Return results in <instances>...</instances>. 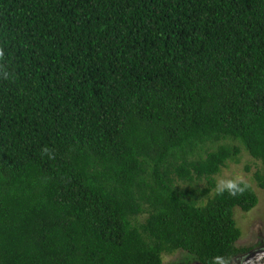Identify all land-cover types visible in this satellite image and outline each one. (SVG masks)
<instances>
[{
	"label": "trees",
	"instance_id": "16d2710c",
	"mask_svg": "<svg viewBox=\"0 0 264 264\" xmlns=\"http://www.w3.org/2000/svg\"><path fill=\"white\" fill-rule=\"evenodd\" d=\"M240 146L264 189V0H0V264H227Z\"/></svg>",
	"mask_w": 264,
	"mask_h": 264
},
{
	"label": "rangeland",
	"instance_id": "374dc122",
	"mask_svg": "<svg viewBox=\"0 0 264 264\" xmlns=\"http://www.w3.org/2000/svg\"><path fill=\"white\" fill-rule=\"evenodd\" d=\"M262 169L261 162L255 160L243 146H240L238 160L236 162L228 161L226 166L214 176L217 189L221 182L234 183L237 181H245L251 185L258 197L256 205L249 211H242L239 207H235L233 210V218L241 230V236L236 241L238 246L254 247V245L264 239V189L260 188L254 179L255 172L261 171ZM179 185L181 187L194 186L203 188L207 185V181L202 179L201 181L193 183L192 186L189 183H180ZM213 190L211 189L209 196L213 194ZM203 201H206L205 197H203ZM182 256L183 251L181 250H176L171 254H163L162 264H171L175 261L180 262Z\"/></svg>",
	"mask_w": 264,
	"mask_h": 264
},
{
	"label": "flooded vegetation",
	"instance_id": "af4514ba",
	"mask_svg": "<svg viewBox=\"0 0 264 264\" xmlns=\"http://www.w3.org/2000/svg\"><path fill=\"white\" fill-rule=\"evenodd\" d=\"M238 247L244 248V250L242 252L235 254L232 260L227 264H251V262L249 261V254L252 252L254 253L258 252V250H263L264 249V239L260 243L254 245V247H244L243 245L238 246ZM171 264H183V263L175 261V262H172ZM184 264H203V263L199 261H192V262H187Z\"/></svg>",
	"mask_w": 264,
	"mask_h": 264
},
{
	"label": "water",
	"instance_id": "95a60500",
	"mask_svg": "<svg viewBox=\"0 0 264 264\" xmlns=\"http://www.w3.org/2000/svg\"><path fill=\"white\" fill-rule=\"evenodd\" d=\"M263 257H264V249L258 250V252H255V253L252 252L249 254V261L251 262V264H264V258Z\"/></svg>",
	"mask_w": 264,
	"mask_h": 264
},
{
	"label": "clouds",
	"instance_id": "9594fccd",
	"mask_svg": "<svg viewBox=\"0 0 264 264\" xmlns=\"http://www.w3.org/2000/svg\"><path fill=\"white\" fill-rule=\"evenodd\" d=\"M236 184L233 183V182H227V183H224V182H221L220 185L218 186V191H224L225 189H228V190H234L236 189Z\"/></svg>",
	"mask_w": 264,
	"mask_h": 264
}]
</instances>
